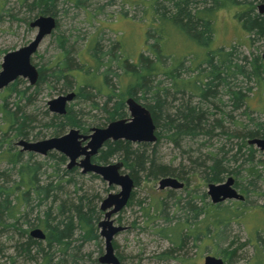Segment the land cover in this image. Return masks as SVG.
<instances>
[{"label": "rangeland", "instance_id": "1", "mask_svg": "<svg viewBox=\"0 0 264 264\" xmlns=\"http://www.w3.org/2000/svg\"><path fill=\"white\" fill-rule=\"evenodd\" d=\"M175 1L184 0H54L45 11V0H0V71L6 52L28 44L37 34V27L30 26L33 20L48 15L54 21L30 58L37 72L35 83L19 76L0 89V153L10 151L17 157L16 165L0 158V171L6 179L2 184L7 186L11 202L19 185L29 192L28 206L24 199L19 206L18 226L28 231L34 228L48 207L53 217L49 223L56 225L60 221L56 205L93 209L86 224L72 216L73 230L68 238H37L39 242L34 244L19 238L13 225L1 223L11 218L0 214V264H39L46 256H50L49 264H105L99 261L105 253L99 225L105 212L100 205L120 187L108 185L101 175L83 174L79 168L67 171L69 160L62 158L64 153L59 150L32 155L19 142L59 137L70 130L89 136L94 128L129 118L128 99L149 109L155 104L154 90H159L162 101L157 117L149 109L155 139L133 142L110 138L100 145L98 155L89 158L98 166L120 163L121 172L134 179L130 199L109 217L113 226L122 227L111 239L119 264H203L206 255L221 257L226 264H264V231L256 237L249 235L252 221L246 222L241 214L218 225L205 219L210 210L229 207L241 213L254 212L251 217L258 218L259 227L263 223L264 149L249 140L264 139V31L243 29L242 18L233 14L241 10L256 13L262 17L256 27H263L264 11L259 7L264 0L189 2L188 8L198 10L210 29L207 37L199 39V51L204 47L209 50L212 63L226 74L227 82L217 86L209 102L199 103L208 119L191 130L175 126L177 108L187 101H200L195 84L205 85L209 71L204 70L207 67L200 54L177 60L171 51L174 38L185 31L180 22L169 17ZM146 21L154 25L147 26ZM238 90L242 97L234 107L230 96ZM68 93L73 96L63 108L67 116L48 110L50 99ZM115 104L124 105L117 115L110 114ZM15 110L28 116V125L25 122L22 127H27L26 135H15L6 123V116ZM50 123L62 124L61 130L54 133ZM116 141L119 144L107 154L106 162L99 160L106 144ZM213 159L222 160L226 168L219 179L209 181L206 173ZM19 160L25 165L22 174L18 172ZM31 165L37 166L39 186L51 184L56 189V196L35 207L34 193L24 188L29 187L25 182ZM164 177L177 178L184 189H160ZM228 177L241 199L213 203L208 184ZM177 224L183 228L181 244L173 241L169 230ZM20 242L28 249L18 248ZM223 251L234 253L227 260L221 256Z\"/></svg>", "mask_w": 264, "mask_h": 264}, {"label": "trees", "instance_id": "2", "mask_svg": "<svg viewBox=\"0 0 264 264\" xmlns=\"http://www.w3.org/2000/svg\"><path fill=\"white\" fill-rule=\"evenodd\" d=\"M195 1L196 0L175 1L173 3L174 11L172 13H170V16H169L170 18L180 22L185 28V31H182L179 35H177L174 38V41L176 43L172 47L171 51L175 55L176 59L180 60L181 58L185 57L188 54H192V55L200 54L201 59L205 62L204 63L206 65L205 67H207L204 70L209 71V75L207 76L208 79H207L205 85L199 86L198 84H195V86L197 88L196 94L200 98V101L198 103H195V104L187 101L186 103H182L177 108V112H176L177 118L175 119V120H177V123L175 126L179 127L180 129L187 128L189 130L200 127L208 119L206 117L205 112L202 110L201 105H199V103L209 102L211 97H213L216 94L217 86H219V84H221V83H227L225 80L226 74L220 71V67H218V65L212 63L209 50L206 49V47H204L203 50L199 51V47L201 45L200 44L201 42L199 41V39H201L202 36L207 37L208 33L210 34V29L208 28V23L199 17L198 12H197L198 10H196V12H193L188 8L189 2H195ZM53 2H54V0H49V2L47 0H45V3H44V5H42V7L45 9V11L46 10L49 11V6ZM251 10L252 9L248 10V12H250ZM233 15L235 16L236 19L242 18L239 21H241L240 26L243 29L250 30V31H251V29H256V31L260 30L259 33H263L264 26L261 27L258 25L259 27H256L257 22H261L260 18L262 19V17H260L256 13L251 15V14H248L246 11L241 10V11H237ZM149 24L154 25V23H152L151 21L145 22V25L148 26ZM146 60L147 59H145L143 61H146ZM227 62H230V60L228 59ZM258 71H259V69H258ZM135 78L137 79L138 75H136ZM142 80H145V77H143ZM15 81L13 83H15ZM153 94H154L153 98L155 100V104H152L149 109L153 112V115H155V117H157L156 113L158 112V108L162 106V101L159 98V90L158 91L154 90ZM241 94H242V91L239 92V90H238V92L233 91L231 93L232 96H230V98L233 99L232 101H233L234 107H237V105H238L237 103L240 102L241 97H242ZM121 107H124V105L115 104L111 108L112 109L111 111H113V112L110 114L117 115L118 112L121 110ZM5 120H6V123L9 124V126L14 130L15 135H17V136L26 135L27 131H25V129L27 127L25 129H22V127L24 126L25 122L28 125V123H27L28 122V116L18 115L17 110H15L14 112H12V114H9V116H6ZM50 124H51V125H49V126H51L50 128H52L54 131H58L62 128V124H59V123H53V124L50 123ZM258 130L259 129L256 130L255 135L258 134V132H257ZM249 136L250 135H247V137H249ZM118 144L119 143H117V141L116 142H109L108 144H106V148L101 151V157L103 159H105L107 154L110 151H113L115 149L116 145H118ZM0 158L6 159L5 161L11 160L9 162L12 163L13 165H16V163H17V157L11 155L10 151H3L2 153H0ZM24 168H25V165L23 166V164H21L18 167V172H20L22 174L23 173L22 170ZM28 168H30V171L31 170L33 171V175H34L33 167L29 166ZM225 168H226V166L223 165L222 160L213 159L212 164L209 165V167H208L209 172L206 173L208 175L207 178H209V181L219 179L218 175L222 171H224ZM2 174H3L2 171H0V196L2 197V200H0V214L3 213L7 217V219L11 218L10 219L11 221H9V222L1 221V223H4V225H6L7 227L9 225H13L15 228L14 229L15 232L19 235V238L21 236L25 237V240L27 239V243H33L34 244L36 242H39L38 240H36L35 238H33L27 234L28 233L27 229H21L20 225L18 226L19 217L17 218V213H18L17 206L19 203L17 204V206H15V204H13V202H11L9 200V195L6 193V189H5V187H7V186L2 184L3 179H5V178H3ZM158 174L166 175L164 173H158ZM152 175L155 176L157 174L155 172H153ZM34 178L36 179L35 176H34ZM28 182H29V180L27 181V183ZM25 188H28V187H25ZM55 191H56V189L52 188L51 184H48L45 186H39V184L37 183L36 192H37V196H38V202H37L36 206L37 205L40 206V204L42 202H45V200H47L49 196H51V195L56 196ZM28 193H29L28 191H25L23 193L24 202L27 204V206L29 204V202L27 201ZM53 202H54V199H53ZM63 207H64L63 205H56V207H55L56 212H57L58 216L60 217V221H59V223H56V225H54V226H51L49 223V219L51 217L50 207L46 208V210L43 211V214L45 216V220L39 221V223L40 222L41 223L38 224L37 226L42 227L46 231L47 238H49V239H51L52 237L53 238L56 237V239H59V240H64L65 238H68L70 236L72 230H73V220H72L73 217L72 216H74V215L77 216L78 220H84L85 222L84 221L83 222L85 224H86V222H89V219H90V213L89 212H91L92 207H90L88 209L89 211L87 209H84L80 205H78V206L72 205L71 207H69L67 209H65ZM237 212H239V213H237ZM241 212H242L241 210L235 211L233 209H230L229 207H223V209L214 208V210L209 211V215H207L205 219L209 218L210 220L213 221L214 224L218 225L220 223H223V222L230 220L231 218H238L239 216L244 215L245 217L242 216L240 218H242V219L244 218V220L246 222L252 221L249 223V227H248L249 228L248 229L249 235L256 237L259 234L260 230L264 231V217L263 216H262V222L263 223L259 227V223L255 221L258 218L251 217L252 215H255L254 212L251 214H246V213H241ZM257 213H260V212H257ZM262 213H264V212H262ZM12 218H14V221ZM51 218H53V217H51ZM61 224H62V226H61ZM169 230L174 235L173 241L178 243V244H181L182 237L180 235H181V231L183 230L182 226L180 224H177L176 227H171ZM25 246H27L26 243L24 244V242H23V244H21V242H20L18 248L22 247L25 250H27L28 247H25ZM36 252L38 253V250ZM222 253L223 254L221 256L228 260L234 252L233 251H229V252L223 251ZM49 258H50V256L43 257V260L39 264H49ZM259 259H261V257L257 256V260H259Z\"/></svg>", "mask_w": 264, "mask_h": 264}, {"label": "water", "instance_id": "3", "mask_svg": "<svg viewBox=\"0 0 264 264\" xmlns=\"http://www.w3.org/2000/svg\"><path fill=\"white\" fill-rule=\"evenodd\" d=\"M260 11H264V5H261ZM31 27H37V34L31 42L16 50L6 52L3 56L0 71V89L13 81L19 76L28 77L31 83H34L37 72L35 67L31 64V55L35 52L41 38L50 32L54 26V21L51 16H38L30 23ZM73 94L60 95L51 99L48 104L52 111L59 113L63 112L66 100L71 99ZM129 118H121L108 123L106 127L94 128L93 133L89 135V142L86 146L80 145L78 138L86 139L88 136L78 134L77 130H70L68 133L42 140L35 143H24L20 141L25 149L44 153L48 149H56L65 153L71 165L74 159L79 155L84 154L85 158L81 161L85 171L91 170L103 176L104 180L109 183H115L120 186V190L116 193H110L102 200L100 208L106 210L113 206L112 209L105 213V219L99 222L102 227L101 235L105 237V253L99 258L101 263L105 264H119L117 258L113 254V247L111 243L112 236L120 231L122 227L113 226L109 220L110 215L119 211L127 202L130 192L133 188V181L127 174H120L117 172L119 163L98 166L89 163V155L94 154L97 148L108 139H126L133 142H148L155 139L154 136V123L150 112L146 107L139 105L132 99L126 101ZM250 144H256L264 149V139L253 138L249 140ZM89 149V150H87ZM233 179L228 177L224 182L208 184V194L213 203H219L226 199H241V196L232 188ZM181 184L172 177H164L159 181V188L165 187H180ZM30 235L36 238H44V234L39 228L30 231ZM203 264H226L221 257L206 255Z\"/></svg>", "mask_w": 264, "mask_h": 264}, {"label": "flooded vegetation", "instance_id": "4", "mask_svg": "<svg viewBox=\"0 0 264 264\" xmlns=\"http://www.w3.org/2000/svg\"><path fill=\"white\" fill-rule=\"evenodd\" d=\"M261 12V11H260ZM10 83V82H9ZM8 83V84H9ZM8 84H7V86H8ZM51 100V99H50ZM49 100V101H50ZM48 101V102H49ZM48 102H47V105H48V110H50V111H52L50 108H49V104H48ZM128 110V109H127ZM62 115L63 116H67V112H66V110L64 109L63 110V112H62ZM152 117V116H151ZM121 118H123V117H121ZM128 119V118H127ZM49 125H51V124H49ZM61 130V129H60ZM59 131V130H58ZM58 131H54V133H56V132H58ZM86 136H88V135H86ZM50 138H54L53 137V135L51 136V137H48V138H46V139H42V140H48V139H50ZM42 140H36V141H34V142H30V143H35V142H38V141H42ZM78 140L80 141V145H81V147L82 146H86L87 145V143L89 142V140H90V138H89V136L86 138V139H84V138H78ZM20 143V142H19ZM22 144V143H21ZM24 146V145H23ZM101 147V146H100ZM100 147L99 148H97V150L95 151V153L94 154H96V155H98L99 153H100V151H99V149H100ZM51 150H53V148H51ZM87 150H89V149H87ZM50 151V149H48L47 150V152H44V153H41V155H43V156H45V155H47L48 154V152ZM30 153L33 155V154H38V152H36V151H30ZM30 154V155H31ZM94 154H91V155H89V158H91ZM63 155H65L66 157H64ZM62 155V158H64V159H66L67 160V162H68V160H69V163H70V159H69V157L64 153ZM85 158V156H84V154H82V155H79L77 158H75L74 159V162L71 164V165H68V163H67V171H70L71 170V167H74V168H72V169H74V170H76L77 168H79V170H80V172H82L83 174H86V173H93L94 175H98V176H100V174H98V173H96L95 171H91V170H88V171H85V169H84V167H83V165H81V161L83 160ZM98 158H100L99 156H98ZM102 158V157H101ZM3 160H5V159H3ZM21 160V159H20ZM18 161L19 162V164L18 165H21L22 163H21V161ZM99 160H104L103 158L102 159H99ZM104 162H106L105 160H104ZM90 163V162H89ZM117 163V162H116ZM91 164V163H90ZM111 164H115V163H110V164H108V165H111ZM91 165H95V164H91ZM32 167H33V170H34V175H33V171L31 170V173H30V176H29V178L26 180V182H25V186H29L28 188H29V190L31 191V192H33L34 193V196H35V198L34 199H32V203L34 204V207L36 206V204H37V202H38V196H37V192H36V187H37V182H36V179L34 178V176L37 178V166H35V165H31ZM74 170H72V171H74ZM71 172V171H70ZM117 172L118 173H120V174H124V173H122L121 172V170H120V163H119V168L117 169ZM102 176V175H101ZM102 179H103V176L101 177ZM29 180V182L27 183V181ZM104 180V179H103ZM108 181V180H107ZM132 181H133V187L135 186L134 185V179H132ZM115 185V186H118V187H120L119 185H116L115 183H109V181H108V185ZM20 187H18V191L17 192H19L18 194H17V197H15V199H14V203L13 204H15V206H17V204H18V206H17V211H18V213L17 214H20L19 213V206H20V204H21V200H22V202H23V199H24V196H23V193L25 192L24 191V189H23V191H22V187H21V185H19ZM25 188V187H24ZM169 188H171V189H180V190H183L184 189V184H181V186L180 187H175V188H172V187H169ZM131 192H132V190H131ZM131 192H130V196H131ZM110 194V193H109ZM130 196H129V198H128V200L130 199ZM127 200V201H128ZM17 203V204H16ZM113 208V206L112 207H110V208H108V209H106V210H104V212L106 213L108 210H110V209H112ZM122 209V208H121ZM120 209V210H121ZM118 212V211H117ZM117 212H115V213H113V215L114 214H116ZM43 218V217H42ZM42 220H45V216H44V218L42 219ZM35 228H39V229H41V231L43 232V234H44V238H47V233H46V231L42 228V227H38L37 225H35L34 226V228H31L29 231H28V235H30V231L31 230H33V229H35ZM35 239H37L36 237H34Z\"/></svg>", "mask_w": 264, "mask_h": 264}, {"label": "bare ground", "instance_id": "5", "mask_svg": "<svg viewBox=\"0 0 264 264\" xmlns=\"http://www.w3.org/2000/svg\"><path fill=\"white\" fill-rule=\"evenodd\" d=\"M47 16H48V15H47ZM35 36H36V35H35ZM34 38H35V37H34ZM34 38H33L32 40H34ZM32 40H31V41H32ZM31 41H30V42H31ZM24 46H25V45H24ZM15 50H16V49H15ZM10 83H11V82H10ZM28 83H29V82H28ZM34 83H35V82H34ZM29 84H30V83H29ZM147 110H148V109H147ZM148 111H149V110H148ZM107 125H108V124H107ZM107 125H106V126H107ZM106 126H105V127H106ZM101 128H103V127H101ZM154 130H155V129H154ZM92 131H93V129H92ZM148 142H149V141H148ZM114 163H116V162H114ZM175 179H176V178H175ZM176 180H177V179H176ZM177 181H178L180 184H183V182H181V181H179V180H177ZM30 236L34 238V236H32V235H30Z\"/></svg>", "mask_w": 264, "mask_h": 264}]
</instances>
